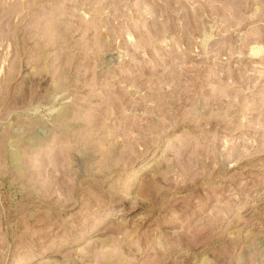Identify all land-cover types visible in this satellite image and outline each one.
I'll return each mask as SVG.
<instances>
[{
	"label": "rangeland",
	"instance_id": "obj_1",
	"mask_svg": "<svg viewBox=\"0 0 264 264\" xmlns=\"http://www.w3.org/2000/svg\"><path fill=\"white\" fill-rule=\"evenodd\" d=\"M0 264H264V0H0Z\"/></svg>",
	"mask_w": 264,
	"mask_h": 264
}]
</instances>
